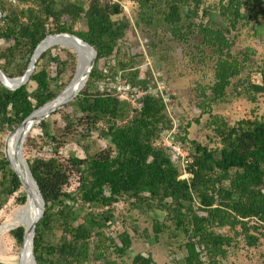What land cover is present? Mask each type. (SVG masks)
Segmentation results:
<instances>
[{"label": "trees", "instance_id": "16d2710c", "mask_svg": "<svg viewBox=\"0 0 264 264\" xmlns=\"http://www.w3.org/2000/svg\"><path fill=\"white\" fill-rule=\"evenodd\" d=\"M16 1L13 4L0 0V39L9 44L0 47L3 74L21 76L35 47L46 35L79 36L95 48L97 56L83 88L65 106L72 110L61 112L65 135L80 142L95 130L106 142L104 148L93 152L84 145L83 158L71 153L63 159L57 156L63 143L54 136L51 122H41L54 155L26 159L44 206L33 237L35 264H82L101 259L105 264H116V259L109 261L108 256L122 259L131 248L133 237L125 230L111 237L104 227L114 219L112 204L122 199L134 209L164 211L163 220H154L156 234L166 227L167 221L184 233L185 255L177 264H219L220 257L226 254L225 246L238 237H243L247 246H256L264 231V116L253 109L250 116L231 122L223 114L212 113V107L224 101L229 90L251 104L264 95V67L258 65L247 71L253 50L235 48L246 28L248 36H256L264 29V0H216L213 4H206V0H128L137 5L138 22L150 40L160 33L163 42H176L190 61L211 62V77L206 84L197 85L200 99L194 104L200 115H208L205 127L210 133L205 144L189 140L184 166L173 163L168 150L157 142L161 131L173 126L167 105L171 106L174 97L166 87L167 103L161 97L145 94L138 107L97 88L99 81L105 79L119 78L122 83L144 88L151 81L152 75L139 78L141 70L136 60L140 55L132 54L128 61L120 57L126 54L119 42L129 22L118 18L123 14L119 0ZM79 21L85 29H75ZM156 43L150 42L152 46ZM100 60L104 68H98ZM52 61L58 66L55 77L50 76L48 69ZM74 64V54L68 53V59L63 60L48 47L24 84L15 90L0 84V136L55 98L66 86L60 83L59 75L68 68L74 69ZM252 72L260 74L261 81L252 82ZM52 83L60 87L54 90ZM172 108L174 113L175 107ZM189 127L190 122L179 128V138L184 143ZM0 171L1 209L22 185L1 151ZM72 171L78 173L79 182L75 190L67 191ZM183 171L190 176L179 179ZM25 195L17 197L18 203L25 202ZM77 202L80 212L85 204L107 208L99 214L81 215L72 206ZM30 220L4 235L11 232L21 245L23 227L28 228ZM55 226L61 230L57 242L49 236ZM29 241L27 231L23 255L29 254ZM197 246L203 247L204 259ZM127 264L158 263L150 255L136 253Z\"/></svg>", "mask_w": 264, "mask_h": 264}, {"label": "rangeland", "instance_id": "374dc122", "mask_svg": "<svg viewBox=\"0 0 264 264\" xmlns=\"http://www.w3.org/2000/svg\"><path fill=\"white\" fill-rule=\"evenodd\" d=\"M9 1L13 4H17V1ZM82 1L88 2V0ZM119 1L123 8V14H120L118 18L125 19L129 22V28L126 30L125 36L119 42L123 54H126L120 55V57L121 59H127L128 61V56L132 54L137 56L142 55L141 57L138 56L136 60V63L141 70V76H139V78L145 77V74L152 75L151 81L148 85L155 84V77L162 80L164 87H166L171 96L174 97H171L173 98L171 99V106L175 107V111L172 113L175 117V125L177 126L175 140L180 144L181 149L184 150L187 155L190 151L189 140L205 144L208 140L207 134L210 133L205 127L208 115H200V109L194 104L200 99L196 90L197 85L206 84L211 77L212 70L209 68L211 62L203 61L201 63L198 60L190 61L186 56L181 54V50L176 42L170 43L169 40L163 42L160 38V33L155 36L150 35L151 37L153 36V39L150 40L149 36L141 30L143 27L142 24L138 22L140 20L138 19L139 12L137 5L128 0ZM215 1L216 0H206V4H213ZM136 22H138L139 25H136ZM262 27L264 28V26ZM75 29H85V24L82 21H79L76 24ZM248 33L249 30L246 28L237 39L235 48L242 51L246 49L253 50V54H251L249 58V64H247V71H250L251 69H256L258 65L264 67V29H261L260 33L256 36L254 34H249L248 36ZM163 36L167 38L168 35ZM152 40L157 42L155 46L150 44ZM7 45H9L8 42L0 39V47ZM49 48H51L53 54L59 55L63 60L66 58L68 59V53L72 55L74 54V69L68 68L65 72L59 75L60 83L67 85L76 73L78 55L73 49L69 47L65 48L61 45H52ZM114 61L115 58L112 59V63ZM104 66L103 60H100L98 68H104ZM48 69L50 76H57L58 66L55 62H50ZM245 73H243V75H245ZM250 78L254 83L261 81L260 74L255 72H252ZM52 85L54 90L60 87L54 85V83H52ZM32 86L33 83L30 82L29 87L31 88ZM61 91H59V93ZM73 99L71 101H73ZM67 104L54 112L51 111L50 114L41 119V121L35 125L34 131H30L25 135L22 143V156L25 161L26 159H31L33 157H52L54 155L51 143L48 142V139L42 132L41 122L44 120L51 122V127L55 134L54 136L58 142L63 143L62 146L60 145L58 147L57 152V156L63 159L68 157L71 153L78 158H83L85 156L83 149L84 145H87V148L91 152L96 151L99 148L102 149L106 146L105 140L99 135V132L95 130L87 139H80V142L71 139L70 134L67 136L65 135L67 132L64 131L65 121L63 120L61 112L65 113L72 110L70 107L65 109ZM253 109L258 115L264 116V95L258 96L257 102L251 104L244 99L237 98L233 92L229 90L224 101L213 105L212 113L223 114L226 119L233 122L250 116ZM196 119H199V122H196ZM188 122H190V127L188 128L187 140L184 143L179 138V128L184 127ZM10 132L11 131H8L0 136V151L4 154L8 162L10 140L12 136V133ZM159 140L160 137L157 142H159ZM12 166L13 165L9 162V168L11 170L14 169ZM2 172L3 171H0V180H2ZM78 180V173L72 171L67 191L75 190L78 186ZM23 184L25 185L24 181ZM23 193L27 195L28 190L25 191L24 187L21 186V189L18 192L9 196L5 200L6 202H4L0 209V224L8 219L18 208L24 205L25 202L20 204L17 201V197ZM112 205L114 209V219L111 224H107L104 227L105 232L111 237H115L123 230L130 232L133 237V244L122 259H117L111 254L108 256L109 261L116 259V264H127L136 253L150 255L158 264H177L183 260L185 255L184 243L186 237L180 229H175L172 223L167 221L166 227L162 229L161 232L158 234L154 232V220H163L165 215L164 211L147 208H143L142 210L134 209L123 199L114 202ZM72 206L75 212H78V214L81 215H85L87 212L99 214L107 208L106 206H90L85 204L82 212H80L78 211V202L74 203ZM49 236L52 240L54 239L55 242H57L61 236L60 228L58 226H55V228L53 227L51 232H49ZM225 248L226 254L224 257H220L221 261L219 264H264V231L257 245L254 247L247 246L243 237H238L232 244L225 246ZM20 250L21 245L16 243L11 232L6 236L3 235L0 239V262H8V264L17 263ZM111 251L112 250H110V252ZM21 255H23V249ZM25 255L26 254L23 256ZM82 264H105V262L101 259L94 262L86 261Z\"/></svg>", "mask_w": 264, "mask_h": 264}, {"label": "bare ground", "instance_id": "6f19581e", "mask_svg": "<svg viewBox=\"0 0 264 264\" xmlns=\"http://www.w3.org/2000/svg\"><path fill=\"white\" fill-rule=\"evenodd\" d=\"M52 45H61L64 46L65 48L69 47L77 53L78 65H77L76 74H74L72 81L68 84V86L65 88V90L62 93L57 95L54 100H51L43 107L35 110L28 119V121L25 124H23L21 127H19L14 133H12L10 140V148H9V162L11 163V165H13L12 167L14 168V170L20 174L21 178H23V181L28 190V194L26 195V201L24 205L18 208L8 219H6L2 224H0V239L9 229L17 226L19 227L31 219L29 222L30 225L37 215L36 213L39 208V204L41 202L38 189L35 185V182L33 181V179L29 174V171L26 166V162L20 157L17 151L19 137L21 136V134H23L24 130L26 129H28L27 131L28 134V132H30L33 126H35L42 119V117L45 116L46 113H49L51 111L54 112L58 104L68 99L78 90V87L81 83V79L85 74V72L87 71L89 60L93 57L92 52L88 48H86V46L83 43L67 35H58V36L51 35L47 37L38 46L36 54L42 53L45 49H48V47ZM0 79L2 82L6 84L12 83V82H8L5 79L2 78ZM29 246H30V241H29ZM25 247L26 244L24 248ZM19 262H23L24 264H34L32 259V254L30 252V248H29V254L25 256L22 255L20 257ZM6 263L8 264V262Z\"/></svg>", "mask_w": 264, "mask_h": 264}, {"label": "built area", "instance_id": "2783aa9c", "mask_svg": "<svg viewBox=\"0 0 264 264\" xmlns=\"http://www.w3.org/2000/svg\"><path fill=\"white\" fill-rule=\"evenodd\" d=\"M16 1V0H13ZM158 74V73H157ZM159 75V74H158ZM154 85H147L146 88L140 85H131L129 83H122L119 79H105L100 82L98 88L103 91L110 92L114 94L121 101H129L134 106H140V100L145 94H151L155 97H161L162 100L167 103L169 101V95L164 92V83L162 80L155 77ZM167 109L172 116L173 126L169 129H163L160 133V140L158 143L161 144L168 152L170 157L173 160V163H179L181 166H184L187 163L185 158V151L181 149L180 144L177 143L176 139V123L175 118L172 115V106L167 105ZM189 173L183 171L179 176V179L188 178ZM108 224H111L108 222ZM203 247L197 246V250L201 254V259H204L203 252H201Z\"/></svg>", "mask_w": 264, "mask_h": 264}, {"label": "water", "instance_id": "95a60500", "mask_svg": "<svg viewBox=\"0 0 264 264\" xmlns=\"http://www.w3.org/2000/svg\"><path fill=\"white\" fill-rule=\"evenodd\" d=\"M0 16H1V12H0ZM51 35H56V36H58V35H67V36H70V37H72L73 39H75V40H77V41L83 43V44L86 46V48H88V49L92 52V54H93V57L89 60L87 71L85 72V74L83 75V77H82V79H81V83H80V85H79V87H78V90H77L72 96H70L68 99H66V100H64L63 102H61L60 104H58L57 107H56V109H55V110H58V109L62 108L65 104H67L69 101H71L73 98H75V96L80 92V90L82 89V87L84 86V84H85V82H86V80H87L88 75H90V73H91V71H92V68H93V66H94V62H95V59H96V56H97V52H96L95 48H94L93 46H91L89 43H87L86 41H84V40H83L82 38H80L79 36L75 35V34H71V33H59V34L51 33V34L46 35V36H45V37H44V38H43V39L37 44V46L35 47V49H34V51H33V54H32V56H31V59H30L29 65H28L26 71H25L21 76H17V77H7V76H5V75L3 74L2 70L0 69V78L5 79V80H7L8 82H12L11 84H10V83L6 84V83L2 82L1 79H0V84H1L2 86H4L6 89H9V90H15L16 88H18L19 86H21L22 84H24V83L28 80V77H29L30 73L33 72V70H34V68H35V63H36L37 59L39 58V56L41 55V53L36 54V51H37L38 46H39V45H40V44H41V43H42L47 37H49V36H51ZM77 65H78V64H77ZM75 74H76V73H75ZM73 77H74V76H73ZM73 77H72V79H73ZM72 79L69 81V83L72 81ZM15 81H16V82H15ZM14 82H15V83H14ZM69 83H68V84H69ZM68 84L64 87V89H63L60 93H62V92L65 90V88L68 86ZM60 93H59V94H60ZM59 94H58V95H59ZM54 99H55V98L50 99L49 101H47L46 103H44L42 106L38 107L37 109L43 107L45 104H47L48 102H50L51 100H54ZM37 109H35V110H37ZM35 110H34V111H35ZM34 111H32V112H31V113H30V114H29V115H28V116H27V117H26V118H25V119H24V120H23L18 126H16V127L10 132V133L15 132L19 127H21L23 124H25V123L28 121V119L30 118V116L32 115V113H33ZM49 113H50V112H49ZM49 113H46L45 116L42 117V119L45 118ZM40 121H41V120H40ZM27 131H28V129L24 130L23 134H21V136L19 137L18 145H17V151H18L20 157H21L23 160H25V159H24L23 156H22V143H23V140H24L25 135L27 134ZM25 162H26V161H25ZM26 166H27V169H28V171H29V174H30L31 178H32L33 181L35 182V185H36V187H37V189H38V193H39V197H40V201H41V202H40V204H39V208H38L37 213H36L37 215H36V217L34 218V220L32 221V223L30 224V226H29L28 228L23 227L24 232H23V240H22V244H21V250H20V254H19V256H18V261H17V263H15V264H20L19 260H20V257L22 256L21 253H22V249H23V246H24V243H25V236H26L27 231L30 232V252H31V254H32V259H33V262H34V264H35V260H34V257H35V256H34V254H33V237H34V234H35V226H36L37 222L39 221V219L42 217V215H43V211H44L43 198H42L41 191H40V189H39V186H38L36 180H35L34 177L32 176V173H31V171H30V169H29V167H28L27 162H26ZM12 169H13V168H12ZM13 170H14V169H13ZM14 172L18 175L19 180H20V182H21V185H22V187H24V190L27 191V187L23 184V180H22L20 174H19L17 171H15V170H14Z\"/></svg>", "mask_w": 264, "mask_h": 264}]
</instances>
